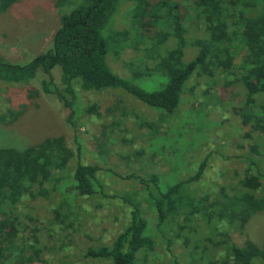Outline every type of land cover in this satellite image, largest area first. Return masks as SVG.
I'll list each match as a JSON object with an SVG mask.
<instances>
[{"label": "rangeland", "instance_id": "374dc122", "mask_svg": "<svg viewBox=\"0 0 264 264\" xmlns=\"http://www.w3.org/2000/svg\"><path fill=\"white\" fill-rule=\"evenodd\" d=\"M157 1L147 0L150 11L151 5ZM169 1L177 3L178 12L184 13L189 12L193 0ZM128 6L123 0L118 2L102 34L124 26L127 20L124 12ZM66 11L68 7L57 0H16L1 10L0 62L22 64L46 50L58 25L59 14ZM129 25L127 30L131 28V35L119 45L120 55L113 54L110 48L105 56L110 70L127 79H130L128 72L138 74L151 64L147 53L141 51L144 44H148L146 39ZM160 26L163 28L162 24L157 28ZM147 34H152V29ZM191 40L189 34L183 47V62L190 60L196 52ZM147 42L150 43V39ZM231 70L232 74L222 75L220 81L212 82L206 96L192 94L190 100L180 105L178 113L173 112L169 117H163L155 108L121 88L107 87L86 92L77 89L72 118L84 124L75 127V131L65 123L67 109L54 94L44 92L40 86L41 79H48L49 73L46 76L37 71L27 84H23L24 81L0 82V147L22 148L47 136L62 135L73 153L78 147L80 161L98 166L95 177L102 194L92 200H77L69 194V204L63 206L65 209L60 208L58 217L53 208L50 209L55 201L25 200L16 208L18 231L13 240L16 248L2 264H15L17 248L23 249V261L19 264H110L107 260L83 257V250L108 244L128 222L130 205L125 199H136L134 187L152 175L157 177L159 188L184 180L194 172L206 152L210 154L202 178L187 185L186 189L193 187L199 196L209 194V202L216 200L220 203L217 186L223 185V195L230 196L237 191L246 165L237 157L239 154L250 157L264 173V156L252 152L248 142L241 138L242 131H249V127L241 124L240 113L249 108L242 103L243 88L238 83L241 72ZM51 71L50 89L58 83L56 67ZM132 82L145 90H155L163 81L152 75L133 78ZM114 100L121 104L119 113L125 114L118 121L120 124L112 126L111 123L121 115L109 109ZM90 103L96 105L97 114L84 118L81 110ZM104 128L116 132L103 131ZM101 140L103 144L96 149L95 144H101ZM156 141L164 157L155 150ZM40 204H45V208H40ZM143 214L153 243L151 248L136 252L135 264H172L173 257L180 264H191L190 255L201 264L208 258L224 264L227 242L240 245L250 239L258 246H264V213L252 215L244 227L239 228L225 218L218 219L213 215L205 221L199 215H190L187 210L180 209L166 226L171 252L164 238L154 229V212L144 207ZM178 226L182 228L176 236ZM5 235L6 229L0 226V237L3 239ZM29 244L39 249V258L30 255ZM252 264H264V258H255Z\"/></svg>", "mask_w": 264, "mask_h": 264}, {"label": "trees", "instance_id": "16d2710c", "mask_svg": "<svg viewBox=\"0 0 264 264\" xmlns=\"http://www.w3.org/2000/svg\"><path fill=\"white\" fill-rule=\"evenodd\" d=\"M15 1L0 0V11ZM57 1L65 4L68 11L59 14L49 46L22 64L1 61L0 82L24 81L23 84H27L37 71H41L42 75L49 73L46 75L48 79H41L40 86L44 92L54 94L67 109L65 123L75 131V127L84 124L72 118L77 89L121 88L155 108L163 117H169L173 112L178 113L180 105L188 101L192 94L195 97L198 93L201 97L206 96L212 82L220 81L222 75L232 74V68L239 69L242 103L249 108L240 113L241 124L249 127V131H242L241 138L248 142L252 152L264 156V0H193L189 12L184 13L178 12V4L169 0L154 2L151 11L147 0H123L130 5L125 7L127 20L123 15L124 26L106 34L102 32L120 0ZM129 24L146 39L148 44H144L141 51L147 53L151 64L138 74L128 72L130 79H127L110 70L105 56L110 48L113 54L120 55L119 45L131 35V28L127 30ZM160 24L163 28H157ZM150 29L152 34H147ZM189 34L192 39L190 44L196 47V52L190 60L183 62V47ZM149 39L150 43L147 42ZM134 48L139 51L138 47ZM235 57H238L236 61ZM54 67L58 72V83L50 89L51 69ZM152 75L163 81L158 89L145 90L132 82L133 78ZM120 105L114 100L109 109L119 113ZM81 112L84 118L97 114L96 105L90 103ZM124 114L118 115L119 119L111 125L120 124L118 121ZM106 130L116 132L111 128L103 129ZM103 142L95 144V148ZM157 145L156 141L155 150L164 157ZM209 154L206 152L203 155L191 175L166 187L159 188L154 175L147 181L140 180L134 187L136 199H125L130 205L128 222L108 244L83 250V257L107 260L110 264H135L136 252L151 248L153 243L147 218L143 214L144 207L154 212V229L164 238L170 252L171 239L166 226L180 209L187 210L190 215H199L205 221L213 215L218 219L225 218L239 228H243L252 215L264 213V173L244 154L237 156L246 163L237 191L230 196L223 195V185L217 186V192L221 194L218 198L220 203L216 200L209 202V194L199 196L193 187L186 189L187 185L202 178ZM80 157L78 147L73 153L62 135L47 136L22 148L0 147V226L6 229L5 237H0V264L16 248L13 244L18 231L16 208L25 200L55 201L50 209L53 208L58 217L60 208L68 203L69 194L77 200H92L102 195L95 177L98 166L83 163ZM39 207L44 209L45 204ZM69 208L70 205L66 213ZM181 228L178 226L176 236H179ZM181 236L187 239L185 235ZM27 248L32 252L31 256L38 257L39 249L35 245L29 244ZM22 250L17 248L15 264L23 261ZM225 251L224 264H252L255 258H264V246L260 247L250 239L240 245L227 242ZM191 257V264H201ZM218 263L208 258L202 264ZM172 264L180 263L173 257Z\"/></svg>", "mask_w": 264, "mask_h": 264}]
</instances>
